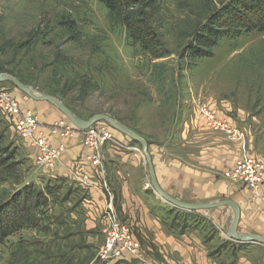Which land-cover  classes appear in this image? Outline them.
I'll return each instance as SVG.
<instances>
[{
  "label": "rangeland",
  "instance_id": "374dc122",
  "mask_svg": "<svg viewBox=\"0 0 264 264\" xmlns=\"http://www.w3.org/2000/svg\"><path fill=\"white\" fill-rule=\"evenodd\" d=\"M219 1L157 0L147 8L153 12L150 23L156 39L152 50L143 51L123 26L110 24L107 9L99 0H0V72L22 73L27 78L22 82L37 92L59 98L80 119L87 120L95 113L108 114L141 136L149 155L150 145L183 154L194 150L195 137L187 133L183 137L182 131L196 119H201L209 130L227 136L207 125L199 109L206 104L215 109L218 119L226 118L244 134L240 140L227 136L238 144L233 163L241 156L242 145L264 163V30L224 38L210 57L193 58L188 52L189 45H193L191 34L203 25ZM0 94L17 102L22 113L33 114L38 130L48 139L54 133L64 137L79 132L84 147L86 129L75 128L52 102L48 101L49 107L62 123L51 124L39 117L25 105L31 98L10 81H0ZM96 124L107 127L113 139L101 144V155L106 147L114 145L116 134L131 140L102 120ZM131 141L146 162L140 143ZM30 142V138L15 131L14 118L0 109V157L11 156L6 164H15L11 177L0 183V204L27 182L32 168H53L65 148L63 143L53 146L62 149L50 166L38 160L43 152ZM28 146L34 148V164L25 157ZM102 162L94 166L100 167ZM65 186L55 187L48 196L49 185H43L45 202L40 200L33 211L34 226L7 237L0 245V264L115 263L99 258L111 207L101 222L90 220L94 223L91 225L90 217L82 212L79 192L70 199L72 205H60L72 194ZM115 217L136 238L130 225ZM171 217L177 218L180 226L179 212ZM139 254L127 262L145 264L141 243Z\"/></svg>",
  "mask_w": 264,
  "mask_h": 264
},
{
  "label": "crops",
  "instance_id": "0c3cea01",
  "mask_svg": "<svg viewBox=\"0 0 264 264\" xmlns=\"http://www.w3.org/2000/svg\"><path fill=\"white\" fill-rule=\"evenodd\" d=\"M25 105L51 124L62 123L48 101L30 99ZM187 127L182 136L187 133L195 137L194 150L183 154L171 152L164 146L149 147L159 187L171 197L187 203L230 199L239 208L237 233L264 236L261 198L247 186L223 175L238 156L236 141L209 130L201 119ZM81 136L79 132L72 135L70 132L64 137L57 133L49 135L51 146L65 145L62 154L53 168H32L24 184L35 183L43 188L44 184L52 185L63 179L62 187L69 185L77 190L76 194L80 193L82 212L90 217L91 225L94 224L91 221L101 222L111 207L119 219L130 225L140 241L146 255L145 264H264V243H239L228 237L232 207L221 205L194 211L174 207L152 187L145 158L132 144V139L116 134V142L106 147L102 155V166L95 167L86 158L88 153L82 147ZM25 157L34 164V148L28 146ZM84 175L89 177L87 186L77 180ZM262 190L264 183L260 187ZM73 198L75 195L60 205H72L70 199ZM170 210H174L173 214L179 212L183 224L172 226Z\"/></svg>",
  "mask_w": 264,
  "mask_h": 264
},
{
  "label": "trees",
  "instance_id": "16d2710c",
  "mask_svg": "<svg viewBox=\"0 0 264 264\" xmlns=\"http://www.w3.org/2000/svg\"><path fill=\"white\" fill-rule=\"evenodd\" d=\"M107 9V18L110 24L123 26L128 37L134 44H138L143 51L152 50L156 33L151 26L153 12L148 7H153L157 0H99ZM151 22V23H150ZM70 24V23H69ZM264 30V0H220L219 6L214 7L208 14L203 25L191 34L193 45H189L188 52L193 58L212 56L213 48L224 38H236L251 31ZM1 68V67H0ZM3 71V69H0ZM21 81L27 78L18 72H10ZM55 94L54 91H50ZM68 107V106H67ZM1 155V154H0ZM12 157H0V183L10 178L14 171V163L8 162ZM63 179L46 187V194L51 196L55 187H61ZM71 195L78 196L77 190L66 185ZM70 194V193H69ZM42 188L38 184L28 183L16 189L8 201L0 204V245L8 236L15 232L34 226L33 211L45 202ZM35 199V201H33ZM67 200V199H66ZM65 201L62 199L61 203ZM174 211V210H173ZM170 210L169 213L173 214ZM181 218V223L183 224ZM173 224H178V219H173ZM179 226V225H178ZM126 263L118 260L114 264Z\"/></svg>",
  "mask_w": 264,
  "mask_h": 264
},
{
  "label": "built area",
  "instance_id": "2783aa9c",
  "mask_svg": "<svg viewBox=\"0 0 264 264\" xmlns=\"http://www.w3.org/2000/svg\"><path fill=\"white\" fill-rule=\"evenodd\" d=\"M0 109L5 114L7 113L14 118L15 131L21 137L30 138V143L36 146L40 153L43 152L37 157L38 160L47 161V164L52 166L54 159L59 156L62 147L51 146L47 136L41 130H38L36 117L29 111L22 113L18 103L7 97L4 99L3 94H0ZM199 109L207 125L211 128L223 131L230 139L240 140L244 137L243 132L228 124L226 118L218 119L214 108L203 104ZM107 140L112 141L113 139L110 131L105 126L96 124L85 130L83 145L90 151L87 158L93 166L101 163L102 155L100 146ZM223 175L229 180L247 186L255 194H260L264 203V190L260 191V187L264 183V163L259 158L249 154L243 145L241 156L231 168L224 171ZM77 180L87 186L89 177L84 175ZM107 215L106 220L109 225L99 249V258L102 261H106V263H111L118 260L127 261L135 257H140V243L134 238L130 229L116 219L113 210L109 209Z\"/></svg>",
  "mask_w": 264,
  "mask_h": 264
},
{
  "label": "water",
  "instance_id": "95a60500",
  "mask_svg": "<svg viewBox=\"0 0 264 264\" xmlns=\"http://www.w3.org/2000/svg\"><path fill=\"white\" fill-rule=\"evenodd\" d=\"M0 81H10L12 82L19 91L23 92L27 96H29L33 100L37 101H49L52 102L58 109L69 119V121L75 126L77 129H87L88 127L92 126L94 123L102 120L108 123L113 129L121 132L124 135H127L131 139L140 143L141 148L146 156V164L148 166L149 174H150V183L157 194L162 197L167 203L170 205L177 207L179 209L184 210H200V209H209L214 208L221 205H229L233 209V217L230 222V226L227 230V235L230 239L235 240L239 243H248V242H262L264 243V236L256 235V234H238L237 233V226L239 221V208L238 205L230 200V199H219L212 202L206 203H187L175 199L165 193L158 185L156 181V177L154 174L153 164L150 158V155L147 151V142L139 135L135 134L131 130L127 129L126 127L119 124L116 120H114L111 116L104 113H95L87 120L80 119L77 117L59 98L42 93L37 92L24 82L18 80L12 74L7 72H0Z\"/></svg>",
  "mask_w": 264,
  "mask_h": 264
}]
</instances>
